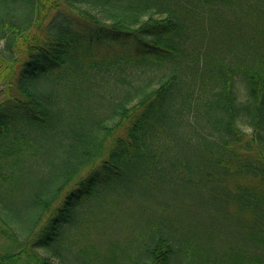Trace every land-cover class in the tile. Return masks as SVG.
<instances>
[{
  "label": "trees",
  "instance_id": "16d2710c",
  "mask_svg": "<svg viewBox=\"0 0 264 264\" xmlns=\"http://www.w3.org/2000/svg\"><path fill=\"white\" fill-rule=\"evenodd\" d=\"M0 75V264H264V0H0ZM117 188L157 220L139 249L39 252Z\"/></svg>",
  "mask_w": 264,
  "mask_h": 264
},
{
  "label": "rangeland",
  "instance_id": "374dc122",
  "mask_svg": "<svg viewBox=\"0 0 264 264\" xmlns=\"http://www.w3.org/2000/svg\"><path fill=\"white\" fill-rule=\"evenodd\" d=\"M63 11L70 14L72 20L75 22V17L78 15L76 14L78 13L77 11L66 9H63ZM51 14L52 13L46 18L45 24L49 22ZM79 21L83 20L79 18ZM242 29L246 31L248 30V26L244 24L242 25ZM103 47V45H99L96 42H92L90 45V49H92L94 54L101 53L104 49ZM10 63L11 61L7 62V64ZM17 65H14V79L17 73L15 70L17 69ZM3 72L5 73V71ZM1 78L2 76L0 75V79ZM14 79L11 85H8V83L5 84V81L0 82V101L5 99L9 93L14 95L18 93L15 91L13 85L15 83ZM39 85L42 86L43 89H47L48 87V85H44V83H40ZM21 124L25 125L24 123H19L18 126ZM21 131L29 132L32 137L38 138L36 135H45L49 132V125L46 124L45 127L42 128L38 127L35 133L31 131L30 127L21 125ZM7 133H10L8 138L14 135V133H11V128L8 129ZM16 134L19 135L18 133ZM33 134L36 135L34 136ZM56 139L52 142L50 138L48 141V149L41 154V157L38 156L36 161L33 162V172L27 177L26 181L20 185V191H17L13 197L9 199L11 204L15 206L14 208L25 207L33 191L49 179L51 172L49 171L47 160L53 157L55 153L61 155V152L57 151ZM29 140L30 139L26 141V146L28 144L32 145L33 141L29 142ZM1 161L2 160H0V163ZM25 165L26 168H28L30 165L29 160L26 161ZM58 167L57 165V168ZM137 188L146 190V192L151 191V189L145 185L137 186ZM156 193V190L152 191L149 197ZM143 199L144 198L138 191L134 192L133 198L127 197V194L120 192L118 188L114 192L99 191L88 202L79 207L75 220L65 227L60 239L54 243L53 246L46 248L50 250H40L39 252L42 255L49 256L53 262L58 263L60 259L69 262V259L63 256V249L70 251V256L72 254L75 256L77 255L79 259H81L82 256L84 258H91L94 251L100 252L104 249H139L142 240L140 234L145 231L147 223L151 222V220L157 221L155 216L153 218L150 217L153 215L149 210L144 209L141 203L148 202H144ZM24 210L25 209H21V211ZM25 212L27 211H24L22 215H25ZM3 243L4 239L0 237V251L2 250ZM52 249H59L58 251L62 250V253H60L61 255L52 254Z\"/></svg>",
  "mask_w": 264,
  "mask_h": 264
}]
</instances>
